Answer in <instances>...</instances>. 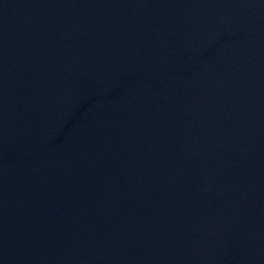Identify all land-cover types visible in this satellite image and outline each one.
<instances>
[{
    "label": "water",
    "instance_id": "95a60500",
    "mask_svg": "<svg viewBox=\"0 0 264 264\" xmlns=\"http://www.w3.org/2000/svg\"><path fill=\"white\" fill-rule=\"evenodd\" d=\"M264 93V0H121Z\"/></svg>",
    "mask_w": 264,
    "mask_h": 264
}]
</instances>
